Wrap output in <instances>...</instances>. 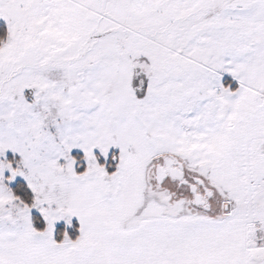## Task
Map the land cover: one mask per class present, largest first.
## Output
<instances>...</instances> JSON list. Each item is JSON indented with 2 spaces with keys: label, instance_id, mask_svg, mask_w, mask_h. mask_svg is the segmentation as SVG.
I'll return each instance as SVG.
<instances>
[{
  "label": "snow or ice",
  "instance_id": "6c2138e0",
  "mask_svg": "<svg viewBox=\"0 0 264 264\" xmlns=\"http://www.w3.org/2000/svg\"><path fill=\"white\" fill-rule=\"evenodd\" d=\"M0 264H264V0H0Z\"/></svg>",
  "mask_w": 264,
  "mask_h": 264
}]
</instances>
